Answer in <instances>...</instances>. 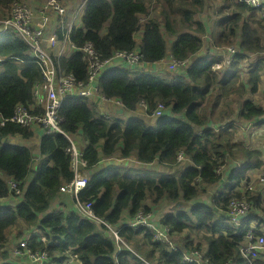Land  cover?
Masks as SVG:
<instances>
[{
    "label": "trees",
    "instance_id": "1",
    "mask_svg": "<svg viewBox=\"0 0 264 264\" xmlns=\"http://www.w3.org/2000/svg\"><path fill=\"white\" fill-rule=\"evenodd\" d=\"M12 1L0 0V5L9 6ZM206 1L89 0L81 27L70 36L77 46L90 42L102 58L116 49L138 47L142 53L139 67L112 68L99 81L104 95L121 100L124 108L120 117L112 114L106 120L81 97L66 99L60 110L64 116L63 130L84 139L83 155L90 172L79 198L82 202L90 201L94 213L118 229L129 249L122 247L118 252L114 238L102 226L69 210L60 211L68 208L65 202L58 208H50L51 202L61 197L59 186L72 177L70 159L64 151L68 141L59 134L41 135L37 128L7 123L0 127V197L11 202L12 208H0V262L12 263L4 242L8 231L18 223L14 238L40 231L49 240L48 251L56 264L64 252L78 254L83 264H182L181 251L193 248L206 250L210 264H264L261 257L245 258L240 253L244 232L252 228L259 233L264 224L260 217L264 215L261 194L247 193L251 208L240 220L239 228L228 220L227 208L230 198L239 197V192L255 177L253 169L261 166V160L254 164L250 160L258 157L259 152L230 143L222 133L224 126L216 132L215 125L208 124V117L213 115L220 100L235 94L240 98L237 118L259 119L256 123L264 130V105L241 98L240 91L246 92L242 83L235 87L240 78L238 62L231 61L228 67L215 72L213 67L221 55L206 53L185 70L165 69L166 74L157 75L145 69L168 51L178 61L195 57L203 48L201 36L209 29L195 18L204 11ZM153 2L162 5L161 21L149 16L148 7ZM216 12L210 32L214 49L235 47L243 54L264 53V21L253 19L249 14L251 8L227 0ZM141 17L145 18L143 23L139 21ZM136 34H140L138 44ZM165 34L172 41L170 45ZM26 51V46L11 34L0 36L3 59L0 115L4 117L12 114L16 104H32L34 84L41 79L39 68ZM243 54H238L237 60ZM59 64L78 80H85L80 53L68 60L60 59ZM252 64L247 87L250 93H255L260 63L256 60ZM210 89L216 94H210V102L204 106ZM140 101L146 105L143 113L138 111ZM210 104L212 107L208 109ZM158 106L162 109L157 117L153 114ZM106 112L111 114L110 110ZM234 114L228 106L216 122L221 123ZM11 139H19L21 143L13 144ZM30 140L36 143L35 151L22 143ZM237 150L248 156L246 162L239 170H230L226 184L218 191L222 176H216L215 170L225 166L226 157L233 156ZM180 153L183 159L178 161ZM108 158H113L111 164L91 171ZM35 159L38 161L33 168ZM163 166L174 171L181 167V171L177 175L162 173L157 167ZM7 178L20 183L19 199L9 192ZM161 200L168 201L169 206L184 205L185 209L166 212ZM140 210L151 212L155 221L170 228L179 247L177 252L155 242L148 229L124 226ZM252 223L256 225L252 227ZM186 230L189 234L184 237L182 233ZM138 237L147 241L150 248L142 249ZM43 246L33 243L30 247L36 250Z\"/></svg>",
    "mask_w": 264,
    "mask_h": 264
},
{
    "label": "built area",
    "instance_id": "2",
    "mask_svg": "<svg viewBox=\"0 0 264 264\" xmlns=\"http://www.w3.org/2000/svg\"><path fill=\"white\" fill-rule=\"evenodd\" d=\"M88 1L77 0L70 4L63 0H43L41 4L31 6L25 0H13L9 6L0 5V36L11 34L13 38L22 42L27 48L26 55L36 64L41 74V79L34 84L32 90V104H16L9 117L0 115V127L12 123L23 128H37L41 135L59 134L68 141L69 144L64 148V151L70 159L69 170L72 177L59 186V192L70 201L72 207L70 209L62 208L60 211L71 210L82 218L102 226L114 238L119 252L122 247L129 248L120 238L118 229L98 217L94 213L90 201L82 202L79 198V194L87 186L90 170L88 171V163L84 158L83 149L78 147L73 136L63 130L64 116L60 114V110L66 99L81 97L87 99L91 110L98 112L106 120H110L112 114L119 117L124 108L121 100L104 95L99 81L101 76L112 68L139 67L142 53L138 47L130 50L116 49L110 56L102 58L90 42L77 46L70 36L74 30L81 27ZM230 1L248 6L252 12L256 13L258 20L264 21V0ZM144 20L145 18L141 17L139 21L143 23ZM135 42L136 44L139 43L137 35H135ZM225 49L229 55L238 52V49L234 47H226ZM76 53L82 55L86 73L85 80H78L71 72L63 70L59 64L60 59L68 60ZM254 55L258 54L248 56V62L257 60ZM261 55L264 57V53ZM0 60L3 59L0 57ZM162 62L164 67L170 71L185 70L188 64L187 60H176L171 53L165 55L157 63ZM224 64V61H219L218 64H215V68L219 69ZM138 105L140 107L138 111L143 113L146 110L145 103L140 101ZM161 109L162 106H158L153 115L160 116ZM108 110L111 111V114L106 112ZM11 140L13 144L19 142V139ZM182 159V153L178 154L177 160L181 161ZM112 161L113 158H108L102 159L99 163ZM221 168L215 170V175L219 176L222 173ZM255 175L246 184L244 191H240L239 197H231L229 200L227 206L228 220L236 228H239L240 218L248 214L251 208L247 193L252 192L254 187L258 186L257 190L262 192L264 196V165ZM7 186L14 198L19 199L22 196L18 181L7 178ZM5 200L4 197H0V208H3L2 202ZM60 203L61 201L57 200L51 203L50 208H58ZM124 226L134 230L148 229L153 233L155 242L166 246L172 252L179 250L173 240L170 228L155 221L151 212L138 211L130 220H127ZM16 229L17 225L11 231H16ZM243 240L244 242L240 247L241 255L245 258H259L260 253L264 250V230L256 233L252 228H249L244 232ZM4 243L8 246L9 261L12 263L0 262V264H55L54 258L48 251L49 240L40 231H33L20 239L13 238V234H11ZM33 243H42L43 249H33L30 247ZM181 253L182 264H210L206 250L202 248L183 250ZM63 255H61L63 258L61 264H82L78 254L64 252Z\"/></svg>",
    "mask_w": 264,
    "mask_h": 264
},
{
    "label": "rangeland",
    "instance_id": "3",
    "mask_svg": "<svg viewBox=\"0 0 264 264\" xmlns=\"http://www.w3.org/2000/svg\"><path fill=\"white\" fill-rule=\"evenodd\" d=\"M25 1H27L31 6H37V5L41 4L43 0H25ZM63 1L64 2H68L70 4H73L77 0H63ZM228 1L230 3H233L230 0H228ZM226 2H227V0H207L205 2L204 11L202 13H200V14L195 15V18L197 20L201 21L202 23L204 22L206 24V26H214V23H215L214 21L216 20V16H217L216 10L221 8V7H223ZM148 10H150V12H149V16L150 17H155V18H157L160 21L163 20V16L161 14L162 5L160 3L153 2L148 7ZM249 14H250V16H252L253 19L258 20L257 19V15H256L255 12H251ZM248 17H249V15H248ZM136 35H138V34H136ZM165 37H166V40L168 41V44H169V38L167 37V35ZM201 38L203 39V48L201 49V51L203 53H205V52H207L210 49V46H211L210 31L205 33V36H201ZM208 44H210V45L208 46ZM246 59H247V57H245L242 60V62L240 60L239 63L241 64L242 71L244 72V76L243 77L249 78L250 71L246 72L245 71L246 68H243V65H244V62H245ZM252 67H253V65H252ZM252 67H251V69H252ZM147 72L153 73V72H151V70H148V69H147ZM166 73L167 72L165 71V68H164V73L163 74H166ZM258 75H259V82H258V85H257L256 92L255 93H250L249 90H248V91L243 93L242 91H240V92L243 93V94L241 93V98L245 97L244 95H247V99L251 100L254 104L256 103V105H264V64H262L260 66V69L258 71ZM240 78H241V76H240ZM239 100H240V98L237 96V100L232 98V103L228 104L229 106L234 105V111L235 112H237V102ZM219 108H224V109L228 110V107H227V105L224 104L223 100L221 101V103L219 105ZM258 121H259V119H254V120L246 123L247 125L245 127L239 126V129L234 131L232 136H233V138H235V135H236L237 136L236 137L237 140L239 142L244 143V141H245L244 139H246V138L240 137L241 136L240 132L242 130H244L246 132V135H247V140L245 141L247 147L250 150H254V151L259 152V156L258 157H252L251 158V160H250L251 164H254L258 160H261V162H260L261 165H264V133L261 132L263 130V127L257 125L256 122H258ZM214 128H216V132H217L216 125L214 126ZM73 138L75 139L78 147H81V145L78 144V141H77L76 137H73ZM225 138L230 140L229 135H227ZM241 138L243 140H241ZM17 143H21V141L19 140V142H17ZM24 143L28 144V146L31 148L32 140H30L28 142H24ZM247 157L248 156H244V153H242V152H240L238 150L233 152V156H229L228 155V157H226V165L223 166V168H224L223 169V174L225 176H227V174L230 172V170L234 166H236V163L241 164V165H239V167H237V168L240 169L244 165V163L246 162L245 160H246ZM111 163L112 162L99 163L96 166L97 168L93 169L92 172L96 171L98 168L102 169L104 166H106L108 164H111ZM118 164H120V163L118 162ZM144 169H147V168H144ZM149 169L156 171V169H153V168H149ZM239 169H237V170H239ZM255 169L256 168H254L253 170H255ZM180 171H181V169L177 168V170H175V173H173V174L177 175ZM88 176H89V174H88ZM257 189H258V186H255L254 190L252 191V193H257L258 192ZM206 199L209 200V198H207V197H206ZM160 203L163 204L162 207L165 209L166 212H169V211L173 212V211H178V210H184L185 209L184 205H175V206L170 205L169 206V202L166 201V200H161ZM188 234H189V231L186 230V231H184L182 233V236L187 237ZM142 242L144 244V248H150L149 245L146 244L145 241H142ZM260 257L264 258V253H262L259 256V258Z\"/></svg>",
    "mask_w": 264,
    "mask_h": 264
},
{
    "label": "crops",
    "instance_id": "4",
    "mask_svg": "<svg viewBox=\"0 0 264 264\" xmlns=\"http://www.w3.org/2000/svg\"><path fill=\"white\" fill-rule=\"evenodd\" d=\"M213 30V27L212 26H209V29H207V32L208 31H212ZM137 40H140V34H138L137 35ZM171 42L172 41H170L169 40V45L171 44ZM210 44H208V46H209ZM226 47H220V48H215L214 49V47L213 46H210V49L207 51V52H205V53H203L201 50L195 55V57H193L190 61H189V59H187V62H188V64H190V63H192L196 58L198 59L200 56H202V55H204V54H209V55H217L218 56V53H220V55H221V58H220V60L219 61H224L225 62V64L221 67V68H223V67H228V64L231 62V61H234V62H238V64H237V67L238 68H240V71H239V76H241V78H239V82L237 83V85L235 86L236 88L238 87V85L239 84H243V86H244V88H246V91H248V87H247V79H249V78H247V77H243L244 76V72L242 71V68H241V64L239 63L240 62V60H241V62H242V60L245 58V57H248V56H250L251 54H248V53H245V54H243V52H237L236 54H234V55H229L228 53H227V50L225 49ZM235 48V47H234ZM236 49V48H235ZM238 54H243L244 56L240 59V60H237V55ZM254 57H256L257 58V62H259L260 63V66L262 65V64H264V57H263V55H261V54H258V55H254ZM218 61V62H219ZM218 62L216 63V64H218ZM1 60H0V70H1ZM253 62H248V58L245 60V62H244V65H243V68H246L245 69V71L246 72H249V70L251 69V67H252V64ZM188 64H187V67H188ZM165 65L163 64V62L162 63H156V64H154V65H150V66H146L145 67V69H148V70H151V72H153L154 74H157V75H162L163 73H164V67ZM221 68H219V69H216L215 68V65H214V67H213V70L215 71V72H217V71H219ZM213 93V95H215L216 93H215V91H213L212 89H210L209 91H208V93H207V97H206V99H205V102H204V106H205V104L207 103V102H210V97H211V95L210 94H212ZM242 93V92H241ZM243 94V93H242ZM247 94V93H246ZM245 97L244 98H247V95H244ZM232 98H234L235 100H237V95H235V94H231V95H229L228 97H226L225 99H221L220 100V102H219V104L216 106V107H214V109H213V115L212 116H209L208 117V121H209V123L208 124H211V125H218L217 126V129L218 128H220V127H223L224 126V130L225 131H222V133L224 134V135H229V137H230V143H235V144H238V146H243L244 148H246V149H249L248 147H247V145H246V140H247V135H246V132L244 131V130H242L241 132H240V137H244V138H246V139H244L245 141H244V143H242V142H239L238 140H237V136L235 135V138H233V136H232V134H233V132L234 131H236L237 129H239V126H243V127H245L247 124L246 123H248V122H250V121H244V120H242V119H238L237 118V112H238V109H237V112H235L234 111V105H231L230 106V108L231 109H233V111H234V115L231 117V118H229V119H227V118H225V120L223 121V122H216L217 121V117L220 115V112H227V110L226 109H224V108H219V105H220V103H221V101L223 100V102H224V104L225 105H227V107L229 106L228 104H230V103H232ZM212 107V105L210 104V106L208 107V109L209 108H211ZM226 117V116H225ZM215 123V124H214ZM237 127V128H236ZM261 132H263L264 133V130H262ZM260 132V133H261ZM41 133V132H40ZM76 139H77V141H78V144H80L81 145V147H79L80 149H83V146H84V139H81V138H79V137H76ZM241 140H243L242 138H241ZM19 141V140H18ZM22 143H24V142H22ZM34 145H36V143H34V142H32V148H33V150L35 151V148H34ZM37 145H38V143H37ZM27 146H28V144H27ZM126 161L127 160H131V159H125ZM37 161H38V159H35L34 160V163H33V168H35L36 167V164H37ZM239 165H241V164H238V163H236V166H234L232 169H239V168H237V167H239ZM97 168V167H96ZM95 168V169H96ZM180 169H181V167H179ZM178 168V169H179ZM98 169H100V168H98ZM97 169V170H98ZM157 169H160V171L162 172V173H166V174H173L175 171L173 170V169H171V168H166V167H157ZM223 169L224 168H222V173H221V176H222V182L221 183H219V185H218V191L220 190V189H222L223 188V186L226 184V177L227 176H225L224 174H223ZM228 173V172H227ZM248 173V172H247ZM253 173H258V170H256V171H254ZM228 175V174H227ZM256 176V175H255ZM239 191V190H238ZM260 194H261V196H262V200H263V202H264V196H263V194H262V192H260V191H258ZM240 193V192H239ZM57 200H59V201H63V202H65L66 204H67V207L70 209L71 207H72V204L70 203V201L65 197V196H63V194L61 195V197H57L56 199H54L51 203H53V202H55V201H57ZM19 201V200H18ZM12 205V203L11 202H9V201H3L2 202V207L4 208H6V207H9V208H12V207H10ZM51 205V204H50ZM16 206V203L15 204H13V207H15ZM70 212H73V211H71V210H69ZM73 213H75V212H73ZM77 214V213H76ZM261 217V219L262 220H264V215H261L260 216ZM16 225H18V223H16ZM15 225V226H16ZM252 225V227H254L255 225H256V223H252L251 224ZM18 227L19 226H17V229H18ZM260 230L261 231H263L264 230V224H263V226H260ZM17 229H16V231H17ZM16 231H8V233H7V237L9 236V235H11V234H13V238H14V236H15V232ZM139 237H141V236H139ZM138 237V238H139ZM138 244L140 245V247L142 248V249H145L144 248V244H143V242H142V239L141 238H139V241H138ZM146 244H148L147 243V241H146ZM262 253H264V250L262 251ZM262 253H260V255L262 254ZM64 254V253H63ZM62 254V255H63ZM259 255V256H260ZM64 256V255H63ZM61 257V256H60ZM65 257V256H64ZM61 259H63V258H61ZM262 259V258H261ZM264 259V258H263ZM81 261V260H80ZM61 262H62V260L61 261H58V264H61ZM82 263V262H81ZM146 263H148V262H146ZM56 264V263H55ZM74 264H76V263H74ZM83 264V263H82Z\"/></svg>",
    "mask_w": 264,
    "mask_h": 264
},
{
    "label": "clouds",
    "instance_id": "5",
    "mask_svg": "<svg viewBox=\"0 0 264 264\" xmlns=\"http://www.w3.org/2000/svg\"><path fill=\"white\" fill-rule=\"evenodd\" d=\"M84 11H85V10H84ZM139 41H140V40H139ZM168 53H170V52L168 51L167 54H168ZM167 54H166V55H167ZM186 68H187V66H186ZM165 69H166V67H165ZM185 74H186V73H185ZM86 100H87V99H86ZM88 106H89V105H88ZM120 116H121V115H120ZM120 116H119V117H120ZM221 167H222V166H221ZM261 167H262V165H261L259 168H256L254 171L261 169ZM222 168H223V167H222ZM222 168H221V171H222ZM216 176H217V175H216ZM219 176L221 177V174H220Z\"/></svg>",
    "mask_w": 264,
    "mask_h": 264
},
{
    "label": "water",
    "instance_id": "6",
    "mask_svg": "<svg viewBox=\"0 0 264 264\" xmlns=\"http://www.w3.org/2000/svg\"><path fill=\"white\" fill-rule=\"evenodd\" d=\"M243 218V216L240 218V220Z\"/></svg>",
    "mask_w": 264,
    "mask_h": 264
}]
</instances>
